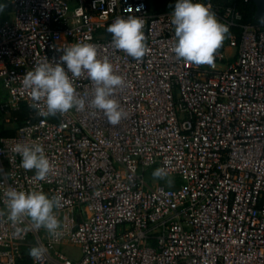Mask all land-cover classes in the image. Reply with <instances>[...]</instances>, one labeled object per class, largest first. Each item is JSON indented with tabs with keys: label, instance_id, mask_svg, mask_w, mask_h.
<instances>
[{
	"label": "built area",
	"instance_id": "built-area-1",
	"mask_svg": "<svg viewBox=\"0 0 264 264\" xmlns=\"http://www.w3.org/2000/svg\"><path fill=\"white\" fill-rule=\"evenodd\" d=\"M6 1L0 125L15 132L0 137V210L10 188L63 199L58 237L30 220L13 225L0 217V264H264V25L244 22L239 0H193L210 4L230 26L210 67L176 57L175 5L155 11L151 0ZM127 15L146 21L151 52L142 61L116 49L107 31ZM77 42L95 44L125 78L114 98L127 115L116 126L91 105L86 74L75 82L85 109L55 117L38 116L22 86L38 61L60 62L61 49ZM21 104L35 118L16 126ZM33 143L55 164L47 181L20 167L16 146ZM153 167L177 180L150 181ZM38 244L48 251L36 261L29 250ZM65 245L80 247V258L62 251Z\"/></svg>",
	"mask_w": 264,
	"mask_h": 264
},
{
	"label": "clouds",
	"instance_id": "clouds-1",
	"mask_svg": "<svg viewBox=\"0 0 264 264\" xmlns=\"http://www.w3.org/2000/svg\"><path fill=\"white\" fill-rule=\"evenodd\" d=\"M4 7L6 5L0 6V11ZM127 11L131 12L132 8ZM171 22L175 26L177 42L173 51L176 57L187 63L214 67L217 51L230 35V26L219 21L211 5L177 0ZM145 23L137 15L117 17L107 28L112 34L114 47L142 61L151 52L144 33ZM61 50L60 62L49 61L45 56L23 78L22 86L30 90L32 107L37 115L47 118L63 115L74 108L83 111L86 100L77 92L75 82L86 74L94 85L91 105L104 113L109 125H118L127 113L121 109L114 93L124 86L125 78L116 73L107 58H99L97 46L93 43L77 42ZM15 151L21 157L20 167L26 171L34 170V180L47 181L55 172V164L46 155L42 144H18ZM165 176L163 168L153 172L154 178L163 179ZM4 196L5 208L0 210V217L6 216L13 225L23 224L27 219L36 229L43 228L52 237L61 235V222L56 214V210L62 207L61 196L49 197L42 189L18 191L13 188ZM47 251L45 246L38 244L30 248L29 256L38 261Z\"/></svg>",
	"mask_w": 264,
	"mask_h": 264
},
{
	"label": "trees",
	"instance_id": "trees-1",
	"mask_svg": "<svg viewBox=\"0 0 264 264\" xmlns=\"http://www.w3.org/2000/svg\"><path fill=\"white\" fill-rule=\"evenodd\" d=\"M151 3L155 11H163L169 5H175L174 0H151ZM6 7L3 8V11H0V19L5 12L10 10V5L6 0H0V6ZM239 6L243 12V21L252 24L264 25V22H261L262 15L259 13L258 4L255 0H251L248 3H244L243 0H239ZM13 116L16 118V126L24 124L29 119H34V111L31 110L28 106L21 104L16 110L13 111ZM15 132L14 128H0V137H7L13 135Z\"/></svg>",
	"mask_w": 264,
	"mask_h": 264
},
{
	"label": "rangeland",
	"instance_id": "rangeland-1",
	"mask_svg": "<svg viewBox=\"0 0 264 264\" xmlns=\"http://www.w3.org/2000/svg\"><path fill=\"white\" fill-rule=\"evenodd\" d=\"M70 1L74 4L73 0H70ZM8 15H9V11L5 12L4 15L2 16V18L6 17ZM5 99H6V94L3 91V89L0 87V106L3 104ZM0 128H2L1 125H0ZM155 170H156V168H154V167L150 168L148 170V173L146 176L150 181H153V182L159 181V182L164 183L166 186H171V185H173V182H175L177 180V178H173L170 176H165V178H163V179L154 178L153 172ZM62 251H64L67 255H69L73 259H79L81 256V249H80V247H78L76 245H65L62 247Z\"/></svg>",
	"mask_w": 264,
	"mask_h": 264
},
{
	"label": "water",
	"instance_id": "water-1",
	"mask_svg": "<svg viewBox=\"0 0 264 264\" xmlns=\"http://www.w3.org/2000/svg\"><path fill=\"white\" fill-rule=\"evenodd\" d=\"M258 4L259 13L264 17V0H255Z\"/></svg>",
	"mask_w": 264,
	"mask_h": 264
},
{
	"label": "crops",
	"instance_id": "crops-1",
	"mask_svg": "<svg viewBox=\"0 0 264 264\" xmlns=\"http://www.w3.org/2000/svg\"><path fill=\"white\" fill-rule=\"evenodd\" d=\"M5 18V17H4Z\"/></svg>",
	"mask_w": 264,
	"mask_h": 264
}]
</instances>
